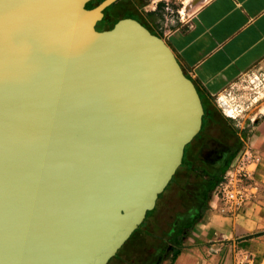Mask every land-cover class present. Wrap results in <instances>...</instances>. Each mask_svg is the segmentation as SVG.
Here are the masks:
<instances>
[{
    "label": "water",
    "instance_id": "obj_1",
    "mask_svg": "<svg viewBox=\"0 0 264 264\" xmlns=\"http://www.w3.org/2000/svg\"><path fill=\"white\" fill-rule=\"evenodd\" d=\"M89 1L0 0V264H108L202 128L171 47Z\"/></svg>",
    "mask_w": 264,
    "mask_h": 264
},
{
    "label": "crops",
    "instance_id": "obj_2",
    "mask_svg": "<svg viewBox=\"0 0 264 264\" xmlns=\"http://www.w3.org/2000/svg\"><path fill=\"white\" fill-rule=\"evenodd\" d=\"M133 1L146 10L150 28L161 30V35L156 32L206 102L204 129L209 136L230 151L246 141L261 156L254 172L258 193L237 211L224 210L220 200L204 190V209L198 213H193L195 205L186 209L171 225L169 239H164L163 231L152 233L165 240L156 264H234L244 250L254 256L255 264H264V81L246 95L241 85L264 64V0ZM193 2L199 6L192 14H175L180 13L176 4L185 9ZM195 151L187 147V163H195ZM216 158L203 161L223 160ZM155 216L148 220L153 223Z\"/></svg>",
    "mask_w": 264,
    "mask_h": 264
},
{
    "label": "rangeland",
    "instance_id": "obj_3",
    "mask_svg": "<svg viewBox=\"0 0 264 264\" xmlns=\"http://www.w3.org/2000/svg\"><path fill=\"white\" fill-rule=\"evenodd\" d=\"M198 6V2H193L191 4L187 3L184 9V4H176V7L180 9V13L176 11L175 14L180 16L184 14L185 17L189 16ZM97 24L102 26V19H100ZM156 31L160 33V35L162 34L161 30ZM258 81H264V64L257 67L252 73L249 74L245 81L241 82V85L245 87V89L243 88V95H246L248 92H252L253 89L257 87L256 85L260 83ZM205 135V131L202 130L201 134L188 145V150H190L192 147L198 146L200 143V145H202L205 140ZM213 137L214 136H208L206 143L201 147V149L198 148L194 154L195 157L193 160L195 163H190L191 165H194L196 169H199V165L203 164L205 167H207L210 176H216L222 173L223 167L227 162L225 158L227 157L228 160L233 155V153L236 152L235 150L233 151L231 149L230 152L226 151L219 155L221 150L218 152L215 151L217 149L216 147H221V145ZM218 155L223 159L220 162L213 164L210 161H203V159L213 160ZM218 157L216 159H218ZM201 160L203 162H201ZM204 184L205 181H203L201 176L198 175V173H196L193 169L182 167L175 180L172 181L169 187H167V189L160 196L158 202H156V207L151 213V215H155L156 213V219L153 222L155 225L150 222V219H147L145 226L142 227L135 234V237L122 249L110 257L108 264H131L130 261L132 260L135 262L134 264H143V261H148L149 257H138L141 255V253H145L146 255L148 253L146 251L150 245H147V243L151 240L149 239L150 237H148V233H160V231H163L164 233L167 232L174 223L175 219L182 216L186 209L191 207L192 201L196 197V194L199 193V190L202 189L201 187ZM201 201H203V197ZM202 204L203 203L200 202L193 213H198V211L202 210ZM150 242V244H152V248L154 249L161 247V244L158 242L154 243L152 240Z\"/></svg>",
    "mask_w": 264,
    "mask_h": 264
},
{
    "label": "built area",
    "instance_id": "obj_4",
    "mask_svg": "<svg viewBox=\"0 0 264 264\" xmlns=\"http://www.w3.org/2000/svg\"><path fill=\"white\" fill-rule=\"evenodd\" d=\"M260 160L261 156L255 152V149L248 142L243 141L212 190V195L220 200L224 210L228 208L235 212L248 198L258 193L259 184L254 179V172ZM234 264H255V258L248 251H240Z\"/></svg>",
    "mask_w": 264,
    "mask_h": 264
},
{
    "label": "trees",
    "instance_id": "obj_5",
    "mask_svg": "<svg viewBox=\"0 0 264 264\" xmlns=\"http://www.w3.org/2000/svg\"><path fill=\"white\" fill-rule=\"evenodd\" d=\"M102 0H91V1H89V2H87L86 3V8H92L93 6H95V5H97L99 2H101ZM106 9H109V7H107ZM106 9L103 11V15H102V26H99L98 24H97V26H96V28L98 29V30H105V29H111L113 26H114V21H106V20H104V15H105V11H106ZM204 117H206V111H205V113H204V115H203V123H202V128H201V130H200V132L194 137V139L192 140V141H194L200 134H201V132H202V130L204 131L205 129H204V127H205V118ZM191 141V142H192ZM190 142V143H191ZM189 143V144H190ZM189 144H187L186 146H185V152H184V156H183V160H182V163H181V165L177 168V170H176V172H175V174L173 175V177L171 178V180H170V182L168 183V185L166 186V188L164 189V191L167 189V187H169V185L172 183V181L173 180H175V178H176V176H177V174L179 173V171H180V169L182 168V167H184V168H190V169H193L196 173H198V175H200L201 176V178H202V180L203 181H205V184L201 187L202 189H200L199 190V193L198 194H196V197L194 198V200L192 201V203H191V206H196L197 207V205L201 202V203H203L202 205H203V209H204V206H205V199H206V197H205V195H204V190H207L209 193H211L212 192V190H213V188H214V186H215V184H216V182L219 180V178L221 177V175H222V173L227 169V167L229 166V164H230V162H231V160H232V158L234 157V155L236 154V152L239 150V149H237L236 150V152H234L233 153V155L228 159V161L226 162V165H224V167H223V170H222V173H220L219 175H216V176H210L209 175V172H208V169H207V167H205L203 164H201V165H199V169H196L195 168V166L194 165H191L190 163H187V159H186V149H187V147H188V145ZM241 145L242 144H240V146H239V148L241 147ZM203 166V167H202ZM163 191V192H164ZM163 192L162 193H160L159 194V196H158V199H157V202H158V200H159V198H160V196L163 194ZM202 197H203V201H201L202 200ZM156 207V206H155ZM155 207L152 209V210H148L147 211V214H146V218H145V220L140 224V226H139V228L130 236V238L126 241V243L120 248V249H122L129 241H131L134 237H135V234L142 228V227H144L145 226V222H146V220L149 218V216H151V213H152V211L155 209ZM196 210V209H195ZM198 210V209H197ZM201 211V210H200ZM199 212V211H198ZM196 213V212H195ZM171 229V231L169 232H165L164 233V235H163V237H164V239L166 238V239H169L170 238V234L172 233V231H173V229L174 228H170ZM148 237H150L149 239H151L154 243L155 242H158V243H160L161 244V247H159V248H152V244H150L151 242V240L147 243V245H150L149 246V248L147 249V251L146 252H148L147 253V255L144 253V254H142L141 253V255L140 256H138V257H140V258H142L143 256H145V257H149L148 259V261H143V264H156V261H157V259H158V257H159V255H160V253H161V251L164 249V245H165V243H164V239H162V238H160V237H158L157 235H155V237H154V234H152V233H148ZM119 249V250H120ZM118 250V251H119ZM139 255V254H138ZM140 260H142V259H140ZM131 262V264H134L135 262L132 260V261H130Z\"/></svg>",
    "mask_w": 264,
    "mask_h": 264
},
{
    "label": "flooded vegetation",
    "instance_id": "obj_6",
    "mask_svg": "<svg viewBox=\"0 0 264 264\" xmlns=\"http://www.w3.org/2000/svg\"><path fill=\"white\" fill-rule=\"evenodd\" d=\"M138 5H139L138 2L133 1V0H117L111 6H109V9H106L105 15H104V20L110 21V22L114 21V23H116L121 18L132 17V18H135L138 21H140L143 25H145L152 33L160 36L155 30L151 29L149 24L147 23V21L144 17L146 10L139 8ZM158 6H159V4H158ZM143 7L145 8V6H143ZM105 30H107V29H105ZM201 99H202V97H201ZM202 102H203L204 110L206 111L207 110L206 102L203 101V99H202ZM211 113H212L211 117L215 118L216 115L215 114L213 115V111ZM204 118L206 119V117H204ZM205 133H206V135H205L204 142L202 143V145H200L201 144L200 143L198 146L194 147L195 150H197L198 148L201 149V147L206 143V140L209 136V133L206 131H205ZM223 134H225V137H227V135H230L228 131L227 132L225 131V133L223 132ZM216 148L217 149L215 152H218L221 150L219 155H221L222 153H224L226 151L230 152V150H224L220 146L219 147L217 146ZM195 153H196V151H195Z\"/></svg>",
    "mask_w": 264,
    "mask_h": 264
}]
</instances>
